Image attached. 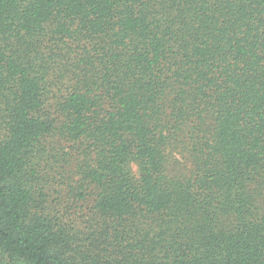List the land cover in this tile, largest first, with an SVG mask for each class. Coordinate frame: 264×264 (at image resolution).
Here are the masks:
<instances>
[{
  "label": "trees",
  "instance_id": "16d2710c",
  "mask_svg": "<svg viewBox=\"0 0 264 264\" xmlns=\"http://www.w3.org/2000/svg\"><path fill=\"white\" fill-rule=\"evenodd\" d=\"M0 264H264V0H0Z\"/></svg>",
  "mask_w": 264,
  "mask_h": 264
}]
</instances>
